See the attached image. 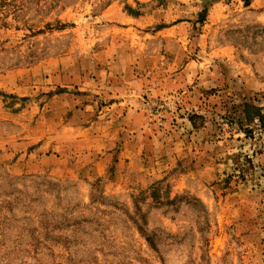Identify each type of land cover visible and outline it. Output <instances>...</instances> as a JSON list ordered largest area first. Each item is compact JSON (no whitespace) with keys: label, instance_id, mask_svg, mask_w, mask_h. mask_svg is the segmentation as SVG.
<instances>
[{"label":"rangeland","instance_id":"1","mask_svg":"<svg viewBox=\"0 0 264 264\" xmlns=\"http://www.w3.org/2000/svg\"><path fill=\"white\" fill-rule=\"evenodd\" d=\"M0 264H264V0H0Z\"/></svg>","mask_w":264,"mask_h":264},{"label":"crops","instance_id":"2","mask_svg":"<svg viewBox=\"0 0 264 264\" xmlns=\"http://www.w3.org/2000/svg\"><path fill=\"white\" fill-rule=\"evenodd\" d=\"M120 19H121V21H126L127 23L129 21H136L135 19H132L129 16H125V14L122 17H120ZM121 58H124V57H120L119 60L117 62H115L117 67L121 66ZM126 59H127V57H126ZM113 69H114V67H113ZM122 69H125V68L122 67L121 68V72L119 71L120 70L119 68L118 69H114V71L113 70L109 71V69H105L102 66V68L99 69V71H98L99 75L104 77L103 80L99 81L98 83L101 85V88H103V89L105 88L106 90H110V91L113 92V96L111 95L110 97H116L118 99H120L122 97V98L125 99L126 97L130 96V95H128L129 94V92H128L129 89L127 87H125L126 84H125L124 81H120L119 82L120 86L117 85L115 87L113 86V84H110V82H109V78L108 77H110L111 75H113L114 77H117V76L121 77V75H122L121 78L124 79L125 75H124V73H122ZM140 81H141V78H135V81L134 82H129V85L131 84L130 86L132 88H136V90L138 92H140L143 89V86L142 87L139 86V84H141V83H139ZM96 86H98V84H96L94 86L92 85V89H91L90 92H94V93L97 92L96 94H98L99 91L94 90V87H96ZM99 93H101V92H99ZM106 93H107V91H106ZM108 95H109V93H108ZM98 99L99 98H97V100ZM121 104H123V103H118V106L121 105ZM91 105H85L84 106V110L83 111H84L85 114H83V118H85V120H84L85 123H83V125H79V126L77 124L78 127L76 126L75 130H78V132L81 131V133H83L85 135L82 138V140H87L86 139V134H88L87 135L88 136V140L90 139V136H91V140H92V137H93V142H97V141L99 142V137H98L99 133L97 134V132H99L101 130L100 127H101V124H102L103 116H98L96 114V112L93 111L94 107H91ZM112 106H113V104H112ZM112 106H108L109 109L111 108L109 110L110 118L115 116ZM104 109H102V110H104ZM67 127L69 129H71V130L74 128V127H72L70 125H68ZM82 140L80 139L78 142L80 143Z\"/></svg>","mask_w":264,"mask_h":264},{"label":"trees","instance_id":"3","mask_svg":"<svg viewBox=\"0 0 264 264\" xmlns=\"http://www.w3.org/2000/svg\"><path fill=\"white\" fill-rule=\"evenodd\" d=\"M240 1L243 3L244 7H248L250 5V0H240ZM241 113L243 114V122L245 123H252L254 120L261 121L263 119L262 115L260 114V110L248 104L243 105ZM240 124L241 126H243L242 122ZM244 132L245 134H247L248 129L244 128Z\"/></svg>","mask_w":264,"mask_h":264}]
</instances>
